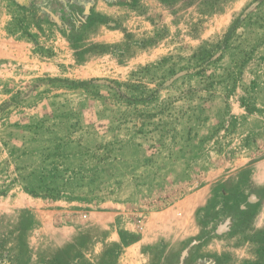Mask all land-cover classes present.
Instances as JSON below:
<instances>
[{
    "label": "rangeland",
    "instance_id": "374dc122",
    "mask_svg": "<svg viewBox=\"0 0 264 264\" xmlns=\"http://www.w3.org/2000/svg\"><path fill=\"white\" fill-rule=\"evenodd\" d=\"M0 264H264V0H0Z\"/></svg>",
    "mask_w": 264,
    "mask_h": 264
}]
</instances>
